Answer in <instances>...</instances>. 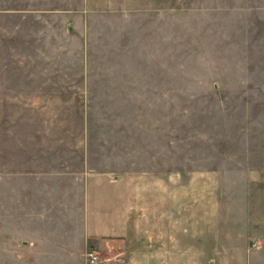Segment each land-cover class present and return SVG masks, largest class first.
Masks as SVG:
<instances>
[{
    "label": "rangeland",
    "instance_id": "rangeland-1",
    "mask_svg": "<svg viewBox=\"0 0 264 264\" xmlns=\"http://www.w3.org/2000/svg\"><path fill=\"white\" fill-rule=\"evenodd\" d=\"M89 178L192 264L262 243L264 0H0V264L81 229Z\"/></svg>",
    "mask_w": 264,
    "mask_h": 264
},
{
    "label": "crops",
    "instance_id": "crops-1",
    "mask_svg": "<svg viewBox=\"0 0 264 264\" xmlns=\"http://www.w3.org/2000/svg\"><path fill=\"white\" fill-rule=\"evenodd\" d=\"M100 179L109 188H102L96 184L94 186L96 195L90 196L89 183L95 181L92 178L86 179L84 191L82 188L84 208L81 229L74 233L70 230L55 231V235L52 236L57 238L46 241L34 239L26 241L28 250L32 249L31 264H88L84 259L83 252L89 243L98 247H107L112 244L128 246V248L123 247L119 255L108 258L99 264H192L189 244L186 246V250L180 254L177 240L172 238L165 240L167 244L164 247L162 242L158 241V238L163 235L154 234L157 239H154V243H149L146 238H141L146 236L142 234L146 230L137 231L126 228V218L131 214L128 211L130 204L128 197H125L121 192L116 195L113 190L115 189L114 179ZM89 204L95 207L90 223L89 214L92 213V210L89 209ZM109 218H111L110 223L107 220ZM169 237H173V235L170 234ZM136 238L139 240L134 243ZM261 239L263 244L261 243L257 247L237 245V242L232 245L227 243L230 248L226 246L217 258L209 261L202 260L196 264H264V236ZM193 264L195 263L193 262Z\"/></svg>",
    "mask_w": 264,
    "mask_h": 264
},
{
    "label": "built area",
    "instance_id": "built-area-1",
    "mask_svg": "<svg viewBox=\"0 0 264 264\" xmlns=\"http://www.w3.org/2000/svg\"><path fill=\"white\" fill-rule=\"evenodd\" d=\"M86 261L90 264H95L99 261L98 254L93 250L89 249L86 252Z\"/></svg>",
    "mask_w": 264,
    "mask_h": 264
}]
</instances>
